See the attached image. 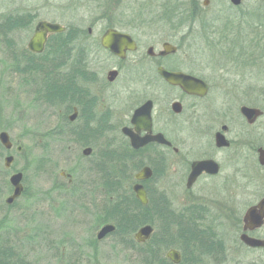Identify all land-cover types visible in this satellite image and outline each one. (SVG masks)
<instances>
[{
  "label": "rangeland",
  "instance_id": "obj_1",
  "mask_svg": "<svg viewBox=\"0 0 264 264\" xmlns=\"http://www.w3.org/2000/svg\"><path fill=\"white\" fill-rule=\"evenodd\" d=\"M176 1L166 2L174 3L175 6ZM182 1L184 4L189 2ZM196 1L201 13L194 22L183 20L185 26L181 27L182 46L177 57L182 62L191 60L194 65L205 66L201 72L211 81L213 89L208 98L200 103H203L202 108H209L200 127L188 119L190 110L189 114L186 111L182 119L178 120L181 124L178 121L172 122L178 124L179 131L167 130L166 134L172 139L176 138V144L182 150H194L195 147L212 141V133L220 125L228 126L226 136L232 141L229 149L230 164L223 170V174L228 175V210L225 211L221 206H206L204 210L208 217L199 224V230L206 229L210 234L204 235L199 230L197 232L201 234L198 235L201 236L202 243L211 241L220 245L226 237L228 246L232 247L237 241L238 222L233 221L235 219L221 220L216 217L224 214L240 218L249 204L264 196V167L258 166L256 162L255 165L251 164L256 161L254 150L252 151L251 146L240 143V135L245 132L248 136L250 131L243 126L238 111L242 104L264 107V0H243L236 9L229 0H208L207 5L203 4L205 0ZM163 2L164 0H0V132L6 131L12 141L9 150L0 144V239L12 247V250L15 249L20 264H142L135 252L120 242L123 239L127 242L130 240L127 234L107 236L92 243L96 232L105 223L102 220L105 217L103 214L112 199L105 193L101 175L93 172L90 166L95 160L106 164V156H102L104 151L120 154V149L127 144L120 128L142 99L151 98L155 102V128L162 126L160 118H164V123L167 119L171 120L165 111L169 109L174 94L157 79L155 84H150L153 78L144 77L143 73H139L142 77H138L123 72L114 82H107L106 73L115 61L99 46L98 38L104 27L111 24L126 29V19L130 12H134L133 8L158 7ZM244 12H252L256 18L254 15H243ZM25 13L32 15L29 27L17 26L11 30L12 28L6 29L3 26L4 19L11 14ZM202 18L209 23L205 29L201 26ZM40 20L56 22L66 29L79 31L68 48L69 56L64 58L65 64L55 70L56 73L68 76L78 69L82 73L86 71L87 76L89 72L95 75L93 84L84 80L77 83L81 75L72 73L77 86L88 85L94 90L93 87L97 85V91L101 95L96 117L102 112V131H99L100 138L95 141V151L89 156L82 155V146L66 132V105L51 103L45 97L44 90L48 81L46 73L51 67L54 70L52 62L48 61L53 57V52L47 49L42 54L34 55L27 49L34 25ZM229 23H232L230 28L234 27L231 34L226 31ZM259 23L262 26L254 31V25ZM158 26L143 29L148 33L143 39L155 47L160 45L159 39L170 37L171 32L167 22ZM90 28L91 32L88 31ZM205 39H211L212 44L208 46ZM253 42L256 43L255 48H251ZM49 43L52 41L49 40L47 45ZM239 50L250 52V57L251 52L255 53L254 67L250 60L239 57ZM127 63L129 68L134 69L133 63ZM136 69L139 72L147 70L142 63ZM223 110L225 116L221 119L219 115ZM79 123L78 119L72 126L76 129L81 125ZM203 125L210 130L201 137ZM257 131L261 135L255 141V147L264 146L263 119L259 121ZM17 146L21 149L16 150ZM95 154L98 155L97 158ZM7 155L13 156L9 168L4 166ZM168 160L172 162L173 157ZM104 168L107 170H103V173L107 175L118 174V171H110V168L119 170L120 167L107 163ZM61 171L71 175V184L60 175ZM14 172L23 174L24 193L12 204L6 205L5 199L11 194L8 179ZM118 181L123 182L120 176ZM175 182L174 168L169 167L167 175L154 184L159 183V191L165 192L171 207L176 211V207L181 206ZM220 182L212 181L210 185L216 188L218 198L223 199L225 193ZM128 183L121 184L119 194L129 193L126 190ZM218 198L210 199L217 203ZM99 207L103 208L100 213ZM260 231L264 235V226ZM194 233L195 231H191V234ZM173 239L174 237L165 238L163 246H167L170 241L174 245L165 248L164 253L177 245ZM188 253L189 249L186 248L185 256ZM260 254L256 253L255 256L259 257ZM188 256L191 259L195 257V264H223L220 252L196 255L193 251ZM255 256L250 254L247 257L250 261ZM260 257L264 262L263 252Z\"/></svg>",
  "mask_w": 264,
  "mask_h": 264
},
{
  "label": "flooded vegetation",
  "instance_id": "obj_2",
  "mask_svg": "<svg viewBox=\"0 0 264 264\" xmlns=\"http://www.w3.org/2000/svg\"><path fill=\"white\" fill-rule=\"evenodd\" d=\"M242 1L243 0H241V2ZM241 2L237 6L233 5L234 9L238 8L241 5ZM132 10L134 12H130L131 14H129V16L126 19L127 20V22L125 23L127 26L126 29L118 25H108L104 27L98 38L99 46L109 55H111L115 61L114 65L106 73V81L109 83L114 82L118 77V75L123 72L126 75L129 76L135 75L138 77H142L139 73H143L144 77L153 78L150 81V84H155V81L157 79L159 80V83H161L166 89L171 90L174 96L170 100L169 109L165 111V114L171 117V120L167 119V122L164 123V118H160L162 126L155 128L157 125L155 126V121H154V106H155L154 100L151 98H144L140 101L138 105H136L132 109L131 114L127 120L128 122L126 121V123L123 124L120 128L122 136H124L127 141L128 147L132 150L140 152V154L143 155L141 166L138 169H136L133 173V182L132 184H130V188L135 199L142 205L140 211H142V217L145 222L142 223L141 225H138L135 228V230L132 232L131 236L138 244L141 245L147 243L152 238V236L160 238L162 243L166 237H174L173 240H175V243H177V245H175V247L173 248H169L164 253L165 257L170 262H172L171 259L167 257V253L173 249L176 250L179 254V262L178 263L172 262V264H188V259L191 261L192 260L195 261L196 259L195 257L193 259H191L189 256L187 257L189 253L185 256L186 248L189 249V251H193V249L195 248L194 246L195 243L193 245V242L188 241L187 238L185 237L187 234L190 236L191 231H195L196 233L199 230L200 227L199 224L201 222L206 221L208 217L207 216L208 214H206L207 212L205 213L204 210L206 206H214V205L221 206L222 209H224L225 211L228 210L227 205L229 199H228V188L226 187L228 184V175L223 174V170L225 168H228V165L230 164L229 149L232 146V141L231 139H228V137L226 136V133L229 130L226 124L220 125V128L216 129L212 133V141L210 140L208 143H206V145L203 146L199 145L200 147L197 146L194 148V150H190V149L182 150L181 146L176 144L177 143L176 138L172 139L169 135L166 134L167 130H172L173 132H175L176 130L179 131L177 129L179 127L177 123H180L178 120L182 119L186 111H188L189 114L190 110L191 113L188 119H190L191 122L196 124L195 126L200 127V125L202 124L201 121H203V119L206 118V113L209 108V106L207 107V109L202 108L203 103L200 102L208 98V95L213 89V85L211 81L201 72V70L205 67L204 65L203 66L194 65L192 64L191 60H190L191 62L190 61L182 62L181 59L177 57V54L179 53V50L182 46L181 27L185 26L182 23L180 8L172 9V8H165L163 6H158V7H147V8H137V9L133 8ZM172 11H173V15H169L170 13H166ZM198 11L199 13H201L200 8L198 9ZM165 14H168L169 17L165 16ZM244 14L254 15V17L256 18V15L252 12L249 13L244 12L243 15ZM145 15L147 16L146 18L144 17ZM195 18L196 17L192 19L190 17L188 19L192 20L191 22H194V20H197V18L196 19ZM166 20H169L168 25H170V29H171L170 30L171 32L169 34L170 37H165L162 40L159 39L158 42H160V45L157 47H155L154 45L148 43L146 40L143 39L145 38V35L148 34V33L146 34V31H144L143 29H148L149 26H150L149 28L155 26L159 27L158 25H161L163 22L165 23ZM227 20L230 21L229 19ZM171 21H173L172 22L173 24H171ZM36 24L34 25L33 33L35 31ZM230 25H232V23L227 24L226 31H228L231 34L234 31V27L230 28ZM261 26H262L261 23L255 24L254 31L257 27L260 28ZM109 28L115 29L119 32L126 33L131 38L133 42V48L132 49L126 48L123 56H119L101 45L100 43L101 37ZM88 31L91 32L92 31L91 28L88 29ZM52 34L53 33H49L47 35V40L44 44L43 51L40 54H42L44 51L49 49L47 44L49 37ZM205 42L208 43V46L212 44L211 39H205ZM165 43L174 46L175 48L174 51L166 54L165 53L162 54L161 52L164 51L163 45ZM143 47H145V50ZM255 47H256V43L253 42V44H251V48H255ZM249 53L250 52L245 53V50L243 51L239 50L238 55L239 57H243V60H247V59L250 60V62L253 63V67H254L256 55L254 52H251L252 57H250V55H248ZM128 61L130 63H133L134 69L139 68L140 64L142 63L145 65V68L147 70L146 71L141 70L139 72L136 69L135 71L133 68H129L127 63ZM160 69H164L170 72H178L193 77L195 79H198V81L201 82L198 83L194 82V84H192L193 88L191 87L190 89L186 90L183 88L184 87L183 84H185L183 80H181L176 84H171L161 76ZM110 71L115 72V77L112 80H109L108 73ZM82 75L83 76L78 78L79 80L77 81V83L81 80L88 81L91 84L95 83L94 73L89 72L87 76V72L85 71V73H83ZM201 85L205 87V91L201 87ZM96 86L93 87L94 90H92L90 86L88 85L82 86L80 84L77 86V90H75L76 91L75 94H70L71 91L68 90L69 92L67 91L68 94H66L65 96L66 101L64 103H61V104H65L66 107H68L69 109L67 110L68 113L67 114L65 113V121L66 123H68L66 132L70 134V137L73 138V141L77 142L80 146H82L81 153L83 156H89L93 153V151H95L96 149L95 141H97V139H99L101 135V133L99 134V131L101 132L102 112H100L99 114L100 116L96 117V110L99 109L101 95L100 92L97 91L98 87ZM147 100H150L152 102L150 133L162 134L163 137L169 142V144L150 141L144 146L135 149L131 145L129 138L122 132V128L123 127H128L132 129L134 128V126L131 124V116L133 114V111ZM173 104H176L175 108L173 107ZM243 106L258 109L261 111V113L255 117L252 116L251 118H248L241 112V108ZM238 111L243 126L244 127L246 126L250 131L248 136H246L245 132L240 135L241 136L240 143L242 145L251 146L252 151L254 150V153L256 155V161H253L254 163L251 162V164L255 165L257 163L258 166L264 167V165H261L259 162V154H258V149L259 148L264 149V146L258 145L255 147L256 145L255 141H257L258 140L257 138L261 135V132L257 131V126L260 120L262 119L264 120V107L242 104L239 107ZM69 112H71V114H69ZM73 113H75L74 119L70 120L69 117ZM219 116L221 119H223L225 116V110H223V112ZM107 118L109 117L107 116ZM78 119L80 120L81 125H79L78 128L75 129L74 126H72V124H74V122H76V120ZM174 121L176 122L178 121V122L174 124L172 123ZM203 127L204 128L201 130L202 133L200 135L201 137L210 130L207 126L203 125ZM72 132L78 133L80 137L77 138V136L72 134ZM217 132L223 133V135L229 142L228 145L225 146L216 145L215 135ZM146 133H147L146 130H140L137 134L143 136ZM87 148L89 149L88 154H84V150ZM171 157H173L172 162L168 160ZM202 161H207V162L203 163L202 165H198V162H202ZM213 163L217 165V169L215 172H213L214 170ZM143 167H149V169L152 172L149 178L140 181V183L143 186V189L145 190L146 202L144 204H142L136 198L135 193L132 190V186L137 182L136 179L134 178V175ZM169 167L174 168V172L176 174L175 186L179 189V195H180V199L178 201L180 202L181 207L179 208L176 207V211L171 207V204L165 192L163 190L159 191V186H160L159 183L154 184V182L164 178L167 175ZM195 169L196 171H198V173L196 177L193 180H191V173L194 172ZM156 173L158 174V176H156ZM63 177L67 179V182L69 184L72 183V178L70 174L65 172ZM217 180L221 181L219 184L225 193L223 199L218 198V192L216 188L214 189L213 186L210 185L212 181L214 182ZM22 182H23V178H22ZM161 182L162 180L160 181V183ZM23 193L24 190L22 194ZM215 197L218 198L219 202L216 203L210 199V198L213 199ZM262 197H260L256 202L249 204L240 218H238L237 216L234 217L235 215L230 216L228 214H227L228 216L222 214L221 216L216 217V219L221 218V220L235 219L233 221L238 222L237 224L239 225L238 230L236 231L237 241L234 242L232 247H230V245L228 246V242H226L225 240L226 237L223 240L224 242L221 243L220 245H218L219 243H215V242L213 243L211 241L207 242L210 248L209 252L211 253V255L220 252L221 254L220 258L223 264H264V262L260 257L262 252L264 253V247L250 246L242 238V236H247L253 239H260V240L264 239V235L260 231L264 226V223L260 227H249L244 223V216L247 209L249 207L255 206ZM207 198H209V200ZM102 210L103 208L99 207L98 213L102 212ZM236 218H238V220ZM104 224H112L114 225L115 229L112 232L105 235L102 239H104L107 236L117 235L115 233L117 229V225L115 224V222L110 221V222H105ZM157 224H158V228H157ZM146 225L152 227L150 237L145 241L140 242L137 239H135L134 234L141 227ZM199 231L202 234L204 233L210 234L209 233L210 231H206V229L203 230L200 229ZM102 239H97L95 234V238L94 240H92V243H97V241H100ZM188 244H189V248H188ZM256 253H261V254L258 255L259 257H257L255 256ZM250 254H254L255 257L249 261V257L247 256ZM184 259L186 260V263L183 262ZM191 264H195V263L192 262Z\"/></svg>",
  "mask_w": 264,
  "mask_h": 264
},
{
  "label": "trees",
  "instance_id": "obj_3",
  "mask_svg": "<svg viewBox=\"0 0 264 264\" xmlns=\"http://www.w3.org/2000/svg\"><path fill=\"white\" fill-rule=\"evenodd\" d=\"M166 1L164 0L162 4L163 7L181 9L180 15L182 16V23L183 20H188V22H191L192 20L188 18L191 17L193 19L194 17H198V15L200 14L198 11L199 5L196 0H189V2H185V4L182 0H177V4L175 6L174 3H167ZM177 5H179V7H177ZM166 13H170L169 15H173V11ZM169 15L165 14V16L167 17H169ZM31 17L32 15L30 13L11 14L6 19H4L5 21L3 23V26L6 29L12 28L11 30H14L15 28H17V26L26 28L30 25ZM168 21L169 20H166L167 23ZM201 26L203 28H207L209 26V23L206 21L205 18H202ZM78 34L79 31L75 29H66L64 32L52 34L49 37V40H51L52 43H49L48 47L53 52V57L51 56L48 61L52 62L54 70L52 69V67L51 69L47 70L45 78L46 81H48L47 85H45L44 91L46 99L51 103H64L66 101L65 96L66 94H68L69 91H71L70 94L76 93L75 90H77V83L76 79L74 80V75L72 73L77 72L79 75L83 76V73L80 72V70L78 69H75V71L70 73L68 76L61 75L59 73H56L55 71L65 64L64 58H68L69 56L68 48L72 44L71 41H73L78 36ZM58 55L60 59H57L59 57H55ZM67 110H69L68 107ZM72 134L76 135L77 138L80 137L78 133L72 132ZM124 146V148L122 147L120 149L122 150L120 154L105 151L102 154V156H106V164L113 163L114 165H118L120 167L119 170L117 169L118 167L110 168V171H113L115 169L116 171H118V174L113 173V175L112 173H108L106 175L105 172L103 173V170L106 169L104 168V166L106 165H104V162L101 164L100 162H97L95 160L91 163L90 166V169L93 172H97L101 175L102 185L106 191L105 193L107 194V197H110L112 199L111 202H109L110 205L106 207V212L104 214L102 213L105 217L102 218L101 215V218L102 220H104V222H107V220L115 222V224L117 225V229L115 231L116 234H127L128 236H130V240L128 242L124 239L120 242H122L127 248H130L133 252H135L134 254L137 255L138 259L140 260V263L172 264V262H170L164 255V249L174 245L172 241L168 240L170 241L168 245L163 246V243H165L164 241L162 243L160 238L152 236V238L147 243L141 245L138 244L131 237V234L135 230V228L145 222L142 217V211H140L142 205L135 199L130 188V182L133 181L134 173L132 171H135L141 166L143 155H141L138 151L130 149L127 144ZM97 157L98 155L96 156V158ZM118 176L121 177L123 182L118 181ZM156 176H158L157 173ZM126 182H129L126 188L129 193H127V195H121L119 194L121 184L123 185V183ZM198 234L199 232L191 234L190 236L187 234L185 238H187L188 241L193 242V245L195 243V248L193 249V251L196 255L208 253L210 250L209 245L206 242L202 243V238L201 236H199L201 234ZM2 242L4 243V241L0 239V264H20L21 262L17 260L16 253L14 252L15 249L12 250V247H9L8 245H6L5 243L3 244ZM196 243H198L199 246L198 244L196 245ZM193 251H189V253H192ZM195 261H191L188 259V264H191L192 262L195 263ZM183 262L186 263V260L184 259Z\"/></svg>",
  "mask_w": 264,
  "mask_h": 264
},
{
  "label": "water",
  "instance_id": "obj_4",
  "mask_svg": "<svg viewBox=\"0 0 264 264\" xmlns=\"http://www.w3.org/2000/svg\"><path fill=\"white\" fill-rule=\"evenodd\" d=\"M241 0H230V3L232 5H239ZM208 0L204 1V5H207ZM65 27L55 23V22H49V21H39L35 26V31L31 38L29 39L27 43V47L30 51L35 53H41L44 48V44L47 40V35L49 33H58L64 31ZM100 43L103 47L107 48L109 51L119 55L123 56L124 51L126 48L132 49L133 48V42L129 35L123 32H119L115 29L109 28L107 31L102 35ZM164 51L161 52L162 54H166L169 52L174 51V46L165 43L163 45ZM161 76L169 83L176 84L183 80L185 84H183L184 89H190L193 88L194 82H201L198 81V79H195L193 77L178 73V72H170L166 71L164 69H160ZM109 80L114 79L115 72L110 71L109 73ZM201 87L205 91V87L201 85ZM195 90V89H194ZM191 91V90H188ZM176 104H173V107L175 108ZM151 109H152V102L150 100L145 101L142 105L137 107L131 116V124L134 126V131L132 128L123 127L122 132L129 138L131 145L133 148L137 149L139 147L144 146L148 142H158V143H165L169 144V142L163 137L162 134H151ZM241 112L248 118H251L252 116L255 117L261 113L260 110L250 108L243 106L241 108ZM75 113L70 115V120L74 119ZM140 130H146L147 133L143 136L138 135L137 133ZM215 143L218 146H225L228 145L229 142L225 138L222 132H217L215 135ZM0 144L7 150L11 149L12 147V141L10 140L9 134L6 131L0 132ZM21 147L17 146L16 150H20ZM89 149L84 150V154H88ZM259 154V162L261 165H264V149L259 148L258 149ZM13 161L12 155H7L4 158V166L6 168H9L11 163ZM207 161L198 162V165H202L203 163H206ZM214 164V170L216 171L217 165ZM151 170L149 167H143L140 169L137 173H135L134 178L136 179V183L132 186V190L135 193L136 198L144 204L146 202V196H145V190L143 189L142 184L140 181L149 178L151 176ZM198 171L196 169L194 172L191 173V180H193ZM60 175H64V172L61 171ZM23 174L21 172H14L9 176V184L12 187V192L10 195L7 196L5 199V203L7 205L12 204L15 199H17L23 192L24 186L22 183ZM244 223L248 225L249 227H260L264 223V197L260 199V201L252 207H249L247 211L245 212L244 216ZM115 229L114 225L112 224H104L96 233L97 239H102L105 235L112 232ZM152 231V227L149 225L141 227L135 234L134 237L140 242L145 241L150 237ZM244 241L253 247H264V239H253L249 238L247 236H242ZM167 257L171 259L172 262L178 263L179 262V254L176 250H170L167 253Z\"/></svg>",
  "mask_w": 264,
  "mask_h": 264
}]
</instances>
